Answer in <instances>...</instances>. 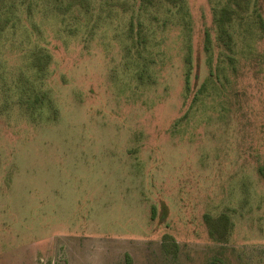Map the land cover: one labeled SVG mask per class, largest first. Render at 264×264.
Wrapping results in <instances>:
<instances>
[{
    "label": "rangeland",
    "instance_id": "1",
    "mask_svg": "<svg viewBox=\"0 0 264 264\" xmlns=\"http://www.w3.org/2000/svg\"><path fill=\"white\" fill-rule=\"evenodd\" d=\"M0 264H264V0H0Z\"/></svg>",
    "mask_w": 264,
    "mask_h": 264
}]
</instances>
